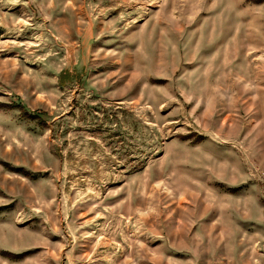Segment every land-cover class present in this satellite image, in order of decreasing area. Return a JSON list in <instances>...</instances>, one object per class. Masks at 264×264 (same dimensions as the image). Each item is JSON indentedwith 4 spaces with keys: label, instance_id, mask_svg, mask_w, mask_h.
<instances>
[{
    "label": "rangeland",
    "instance_id": "1",
    "mask_svg": "<svg viewBox=\"0 0 264 264\" xmlns=\"http://www.w3.org/2000/svg\"><path fill=\"white\" fill-rule=\"evenodd\" d=\"M0 264H264V0H0Z\"/></svg>",
    "mask_w": 264,
    "mask_h": 264
},
{
    "label": "trees",
    "instance_id": "2",
    "mask_svg": "<svg viewBox=\"0 0 264 264\" xmlns=\"http://www.w3.org/2000/svg\"><path fill=\"white\" fill-rule=\"evenodd\" d=\"M32 115H33L34 117H38V118H39V116H40V115H38L37 113H32Z\"/></svg>",
    "mask_w": 264,
    "mask_h": 264
}]
</instances>
